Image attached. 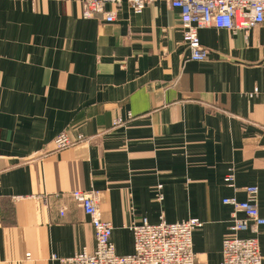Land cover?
Wrapping results in <instances>:
<instances>
[{
    "label": "crops",
    "instance_id": "obj_1",
    "mask_svg": "<svg viewBox=\"0 0 264 264\" xmlns=\"http://www.w3.org/2000/svg\"><path fill=\"white\" fill-rule=\"evenodd\" d=\"M83 9L0 0V264L94 250L74 190L98 192L118 254L133 252L131 227L143 219L198 218V264H221L235 236H257L264 260V225L233 231L224 202L258 186L264 216V24L248 38L201 28L209 57L196 61L181 10L165 0L140 14L123 0L113 22ZM63 132L84 140L58 149Z\"/></svg>",
    "mask_w": 264,
    "mask_h": 264
},
{
    "label": "built area",
    "instance_id": "obj_2",
    "mask_svg": "<svg viewBox=\"0 0 264 264\" xmlns=\"http://www.w3.org/2000/svg\"><path fill=\"white\" fill-rule=\"evenodd\" d=\"M123 0H83V17H100L113 22ZM159 0H127L131 10L140 14L151 3ZM181 10V27L183 42L190 50V58L205 61L209 57L208 49L202 45L199 30L205 27L229 29L234 34L243 33L249 37L252 28L264 24V0H165ZM112 4V9L107 5ZM125 123L117 118L114 125ZM84 140L80 134L76 138L67 132L59 134L54 142L58 149H63ZM225 180L231 182L233 175ZM161 187V186H160ZM245 200L236 197L224 199L234 208L235 232L251 229L258 234L264 225V216L259 210V188L255 185L245 186ZM97 191L74 190L73 199L90 217L94 228L96 246L94 250L83 248L69 257L54 256L59 264H198L193 248V233L202 226L198 218L179 222H168L164 218L158 223L143 219L133 224L134 250L130 254H118L112 241L113 225L101 216ZM243 212L244 217H238ZM221 264H264L260 243L257 236L232 237L223 241V260Z\"/></svg>",
    "mask_w": 264,
    "mask_h": 264
}]
</instances>
